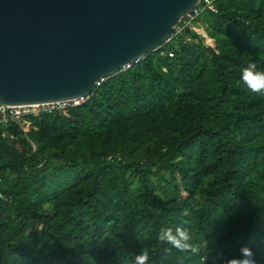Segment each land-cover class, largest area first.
<instances>
[{
  "label": "trees",
  "instance_id": "obj_1",
  "mask_svg": "<svg viewBox=\"0 0 264 264\" xmlns=\"http://www.w3.org/2000/svg\"><path fill=\"white\" fill-rule=\"evenodd\" d=\"M83 105L0 125V264H264V0H217ZM173 51L168 58L166 52ZM35 148V149H34ZM186 229L198 252L158 239Z\"/></svg>",
  "mask_w": 264,
  "mask_h": 264
},
{
  "label": "water",
  "instance_id": "obj_2",
  "mask_svg": "<svg viewBox=\"0 0 264 264\" xmlns=\"http://www.w3.org/2000/svg\"><path fill=\"white\" fill-rule=\"evenodd\" d=\"M198 0H0V108L93 95Z\"/></svg>",
  "mask_w": 264,
  "mask_h": 264
},
{
  "label": "built area",
  "instance_id": "obj_3",
  "mask_svg": "<svg viewBox=\"0 0 264 264\" xmlns=\"http://www.w3.org/2000/svg\"><path fill=\"white\" fill-rule=\"evenodd\" d=\"M216 1L217 0H198L195 6L178 23V25L174 28L173 33L170 35V37L167 38L165 43L158 48V50H161L162 48L178 43V41L181 40V38L183 39L184 43L190 42L189 36H183L186 30L194 31L195 34L199 36L200 39L203 40V43L205 45H208L209 39L206 36V34L200 30H195L193 24L203 14L205 10L212 7ZM166 55L168 58H172L173 51L166 52ZM143 59L138 60L133 64H137ZM133 64L124 66L119 73L125 72ZM105 80L106 79H101L99 82H97L96 89H98ZM92 96L93 95H88L77 99H70L66 101L40 104V105L34 104V105H25V106H16V107H2L0 108V125L1 124L5 125L10 121L15 122L16 125L20 128L21 132L25 134L29 127L25 119L29 117H39L45 114H54V113H58L62 116H67L68 111L70 109L80 107L81 105L85 104ZM1 183H2V177L0 173V185ZM0 199H3L1 190H0Z\"/></svg>",
  "mask_w": 264,
  "mask_h": 264
},
{
  "label": "clouds",
  "instance_id": "obj_4",
  "mask_svg": "<svg viewBox=\"0 0 264 264\" xmlns=\"http://www.w3.org/2000/svg\"><path fill=\"white\" fill-rule=\"evenodd\" d=\"M241 80L252 93L264 94V70H259L255 63L245 67L241 74ZM158 239L161 243L170 245L179 252L197 253L198 245L192 242V237L186 229L161 228ZM150 253L148 249H142L135 256L131 264H150ZM122 264H129L125 260ZM154 264V261L152 262ZM208 264H257L255 253L248 247L240 249V256L228 258L222 251H217L215 255L208 258Z\"/></svg>",
  "mask_w": 264,
  "mask_h": 264
}]
</instances>
